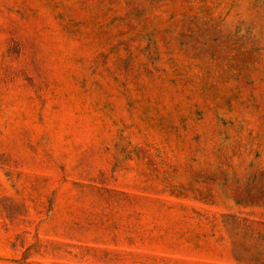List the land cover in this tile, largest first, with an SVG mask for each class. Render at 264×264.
I'll list each match as a JSON object with an SVG mask.
<instances>
[{
	"label": "rangeland",
	"instance_id": "1",
	"mask_svg": "<svg viewBox=\"0 0 264 264\" xmlns=\"http://www.w3.org/2000/svg\"><path fill=\"white\" fill-rule=\"evenodd\" d=\"M0 264H264V0H0Z\"/></svg>",
	"mask_w": 264,
	"mask_h": 264
}]
</instances>
